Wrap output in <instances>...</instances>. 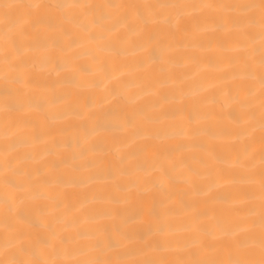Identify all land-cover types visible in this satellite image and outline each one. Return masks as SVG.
I'll return each instance as SVG.
<instances>
[{
	"label": "bare ground",
	"instance_id": "6f19581e",
	"mask_svg": "<svg viewBox=\"0 0 264 264\" xmlns=\"http://www.w3.org/2000/svg\"><path fill=\"white\" fill-rule=\"evenodd\" d=\"M0 264H264V0H0Z\"/></svg>",
	"mask_w": 264,
	"mask_h": 264
}]
</instances>
